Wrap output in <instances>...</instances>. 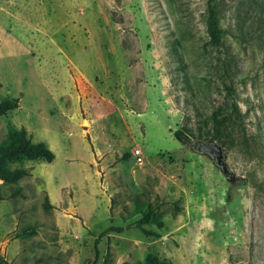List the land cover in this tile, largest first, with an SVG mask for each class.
I'll return each instance as SVG.
<instances>
[{
  "label": "rangeland",
  "instance_id": "374dc122",
  "mask_svg": "<svg viewBox=\"0 0 264 264\" xmlns=\"http://www.w3.org/2000/svg\"><path fill=\"white\" fill-rule=\"evenodd\" d=\"M215 1L218 48L206 0H0V141L54 154L0 180V264H264V0Z\"/></svg>",
  "mask_w": 264,
  "mask_h": 264
},
{
  "label": "trees",
  "instance_id": "16d2710c",
  "mask_svg": "<svg viewBox=\"0 0 264 264\" xmlns=\"http://www.w3.org/2000/svg\"><path fill=\"white\" fill-rule=\"evenodd\" d=\"M250 4L254 0H248ZM205 28L208 36V42L213 47L218 48L221 45L222 30L219 27V19L216 10L215 0H206L205 6ZM17 107V100H0V116ZM215 117V115H214ZM221 121H218L221 124ZM173 137L182 141L187 136L181 130H175ZM54 158L53 152L43 142H32L23 127L9 125L7 127L5 138L0 141V180L3 184L14 183L22 176L28 175L25 168L9 169L8 165L21 160H43L50 162ZM18 193L16 191L14 194ZM2 195L0 193V200ZM153 223L157 228L162 227V221L156 217L154 210L148 206L141 216L135 221V226L149 236H158L155 231L142 228L143 224ZM116 227L115 230H120ZM3 262V261H2ZM133 264H171L168 260L158 258L153 252L148 251L144 254L142 262Z\"/></svg>",
  "mask_w": 264,
  "mask_h": 264
},
{
  "label": "water",
  "instance_id": "95a60500",
  "mask_svg": "<svg viewBox=\"0 0 264 264\" xmlns=\"http://www.w3.org/2000/svg\"><path fill=\"white\" fill-rule=\"evenodd\" d=\"M190 145L198 152L208 154L215 162L216 165L220 166L222 172H224V161L222 149L219 144L214 141L199 142L191 141Z\"/></svg>",
  "mask_w": 264,
  "mask_h": 264
},
{
  "label": "built area",
  "instance_id": "2783aa9c",
  "mask_svg": "<svg viewBox=\"0 0 264 264\" xmlns=\"http://www.w3.org/2000/svg\"><path fill=\"white\" fill-rule=\"evenodd\" d=\"M143 143L136 142L135 145L131 148L130 156L135 164H141L144 157Z\"/></svg>",
  "mask_w": 264,
  "mask_h": 264
},
{
  "label": "crops",
  "instance_id": "0c3cea01",
  "mask_svg": "<svg viewBox=\"0 0 264 264\" xmlns=\"http://www.w3.org/2000/svg\"><path fill=\"white\" fill-rule=\"evenodd\" d=\"M53 160V159H52Z\"/></svg>",
  "mask_w": 264,
  "mask_h": 264
}]
</instances>
